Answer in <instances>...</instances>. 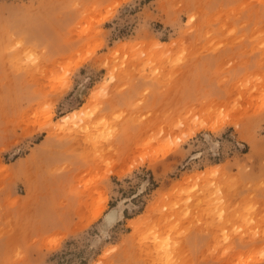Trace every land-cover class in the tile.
I'll return each mask as SVG.
<instances>
[{"label":"rangeland","instance_id":"1","mask_svg":"<svg viewBox=\"0 0 264 264\" xmlns=\"http://www.w3.org/2000/svg\"><path fill=\"white\" fill-rule=\"evenodd\" d=\"M0 264H264V0H0Z\"/></svg>","mask_w":264,"mask_h":264},{"label":"bare ground","instance_id":"2","mask_svg":"<svg viewBox=\"0 0 264 264\" xmlns=\"http://www.w3.org/2000/svg\"><path fill=\"white\" fill-rule=\"evenodd\" d=\"M110 216H108V219H109Z\"/></svg>","mask_w":264,"mask_h":264}]
</instances>
